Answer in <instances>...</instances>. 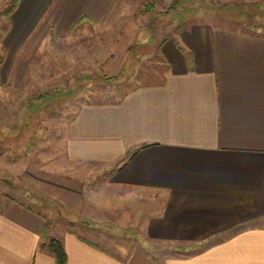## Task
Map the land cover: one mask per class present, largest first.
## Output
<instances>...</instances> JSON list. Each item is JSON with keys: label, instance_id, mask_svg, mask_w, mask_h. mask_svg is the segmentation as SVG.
Returning a JSON list of instances; mask_svg holds the SVG:
<instances>
[{"label": "crops", "instance_id": "obj_1", "mask_svg": "<svg viewBox=\"0 0 264 264\" xmlns=\"http://www.w3.org/2000/svg\"><path fill=\"white\" fill-rule=\"evenodd\" d=\"M150 1L17 0L0 80H21L51 40L117 18L128 26L121 37L127 54ZM225 24L182 14L159 45L167 64L160 83L82 105L64 139L72 175L25 176L42 202L0 188V264H57L41 249L51 239L61 242L67 264L138 262L116 250L119 229L140 233L148 260L167 249L164 264H264V30ZM48 208L86 235L50 228ZM118 210L121 225L110 219Z\"/></svg>", "mask_w": 264, "mask_h": 264}, {"label": "rangeland", "instance_id": "obj_2", "mask_svg": "<svg viewBox=\"0 0 264 264\" xmlns=\"http://www.w3.org/2000/svg\"><path fill=\"white\" fill-rule=\"evenodd\" d=\"M15 2L0 0V62L5 59L2 41ZM151 2L149 7L140 9V13L146 16L134 22L138 29L127 54L122 55L126 49L122 50L121 37L124 27L128 26L117 18L112 24L80 26L65 40H51L42 46V51L33 60L32 70L21 80L8 84L0 80L2 190L23 202L34 201L37 204L43 199L38 189L26 182L25 176L36 175L35 179L40 181L42 176L46 177L45 171L61 170L62 176L70 177L76 169L67 167L64 139L78 109L85 103L112 101L127 90L160 83L167 64L159 45L166 42L169 33H172L170 28L182 14L203 13L222 17L226 26L264 30V0H172L171 11L168 0ZM175 5L181 8L176 9ZM150 15L154 19L149 20ZM80 171L82 177H88L90 169L81 168ZM89 186L102 187L98 184ZM58 210L46 209L50 228L86 235L83 228L66 222L64 214ZM118 211H114L110 219L121 225L123 221L120 222L122 219ZM136 219L134 217L128 223L132 226L136 224ZM108 225L111 224L100 223L98 226L104 228ZM104 234H98L101 245H104ZM115 234L117 238L112 239L116 250H122L121 255L125 251H129V256L134 253L139 260L132 264H164L167 249L159 248V253H153L157 256L148 260L142 252L139 232L119 229ZM175 250L185 251L184 248L172 249Z\"/></svg>", "mask_w": 264, "mask_h": 264}, {"label": "trees", "instance_id": "obj_3", "mask_svg": "<svg viewBox=\"0 0 264 264\" xmlns=\"http://www.w3.org/2000/svg\"><path fill=\"white\" fill-rule=\"evenodd\" d=\"M16 2H17V0H16ZM175 8L176 9L181 8V6L175 5ZM171 10H172V6L170 7L169 11H171ZM41 249L42 250H48L55 257L57 264H67V262H68L67 255H66L65 250H64V248H63V246L59 240L51 239L48 244H42Z\"/></svg>", "mask_w": 264, "mask_h": 264}]
</instances>
